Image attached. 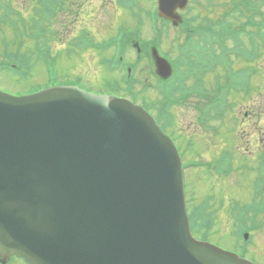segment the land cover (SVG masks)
Instances as JSON below:
<instances>
[{"label":"rangeland","instance_id":"1","mask_svg":"<svg viewBox=\"0 0 264 264\" xmlns=\"http://www.w3.org/2000/svg\"><path fill=\"white\" fill-rule=\"evenodd\" d=\"M9 1V0H4ZM15 3V6L17 9H21L23 5L31 3V0H10ZM108 5V11L112 14L114 13L113 9L115 8L117 11V16L112 15L116 22L121 21L122 18L120 17V11L118 10L116 6V0H103ZM218 1V0H217ZM229 1V0H228ZM100 0H94L92 2V5L94 8L99 4ZM150 3V0H149ZM26 7L25 11L28 12L29 10ZM142 8L145 9V6ZM95 9H88L84 13H80L78 20L76 24L74 22H70V24L76 28L72 29L74 33H71V40L79 34L78 32L81 31L82 25L89 26V29L92 33H106L107 31H110L108 28V20L110 19L108 16L104 14V22L101 24H98V26L94 25V22L96 18L95 16ZM234 10V8L230 9ZM210 17L211 19H208L213 25L214 28H216V23L219 22L221 18V14L217 11V6L215 9H211L210 11ZM235 14V13H234ZM233 14V15H234ZM78 24V25H77ZM130 27H134V23L130 24ZM115 26V22L113 24V27ZM81 27V28H80ZM59 30L60 32L62 29H59L58 26L55 27V31ZM88 29V28H87ZM97 30V32H95ZM239 32V31H238ZM63 33V32H62ZM62 33L60 37L57 38V40L61 41V38L63 39ZM210 34V33H209ZM97 36V40L101 41L102 38ZM51 38V36H50ZM166 38L163 41V48L167 49L166 51H169L170 58L174 60L178 56V45L175 43H167L166 44ZM70 42V40H66V47H68L67 43ZM75 42V41H73ZM168 42V41H167ZM74 48V47H72ZM54 49L55 53L59 59V62L56 63L55 69L57 73V77L55 79H51L50 77L45 76L44 66L46 64L40 62L36 65L35 70L29 74L26 78L22 77H16L15 75L11 74H2L0 75V87L6 91H11L17 94L20 93H28V92H34L35 90L42 88L46 86L49 83H54L55 85H58V82H62L65 79L71 78V80L75 81V77H82L91 87V91L93 93L100 92V91H109L111 88L113 89V84L111 81H116L121 78V73L115 74L113 71H111L110 68L102 67L98 60L93 58V56L86 54L83 55V57L78 61V58L72 57V56H64V54H67V51L65 50V46H60V43L56 42L54 43ZM264 49L260 50V54L262 53ZM59 52L61 54H59ZM132 51H129L127 56L130 59H132L133 62L136 61V55ZM55 55V56H56ZM36 61V59L34 60ZM95 61V62H94ZM259 61L264 62V51L263 55H261V58ZM101 68L103 71L100 72ZM156 65L155 62L152 60H142L140 62L139 68H137L136 72V78L138 81V90L143 87V89L146 88V93L141 94L140 97L145 100L148 104H165L167 102L166 95L160 94L157 90H155L152 87H156L158 84V74L156 73ZM100 72V73H98ZM261 72V71H260ZM161 79V78H160ZM142 82V84H140ZM144 83V85H143ZM149 84V85H148ZM192 84V80L188 82V85ZM255 84V82H254ZM255 86H253L254 88ZM209 91L215 93L216 88L212 87H205ZM163 91V90H162ZM161 91V92H162ZM192 100L191 102H185V105L176 106L172 108L171 110V117H172V125H170L169 130H166L165 132L175 133L179 139H181L182 143H184L186 140H191V143L188 145L187 149L185 150L186 153V159L189 162L194 161L196 158L203 157V161L209 162L210 165L215 164V158H218L220 154H222L223 146L228 141L230 144V147H232L231 154L234 156V168H237L240 166L241 163H243L245 160L249 163L250 166H253L256 164V160L253 159H246L243 156H240L241 152L244 151H251L254 153L255 150V144L257 143L256 139L262 140L264 137V115H261V111L257 104H252L254 101H256L254 98H248L246 99L249 101V104H236L234 108H232L229 112H227L224 115L225 121H212L209 122L207 125H202L200 121V108L201 105L204 106L205 104H197L198 99L194 97H190ZM189 99V100H190ZM230 99L233 101L240 102L241 100L235 99V96H231ZM242 99V98H241ZM196 102H193L195 101ZM250 112L251 114V120L248 123V120H246L244 123V113ZM227 123V129H224L223 123ZM248 123V125H247ZM178 139V140H179ZM224 149H227V145L224 146ZM240 152V153H239ZM259 154V153H258ZM257 154V155H258ZM240 159V160H239ZM199 170L196 172V176H190L187 177L186 180V193L187 197H195V196H202L205 197L209 194H213L216 197H220L223 195V188L225 185L228 184L230 186H233L235 184L234 178L236 177V174L234 177H231L230 179H225L224 181L218 180V184H215V179L213 178V175L211 172L207 171L205 168L197 169ZM241 175V174H240ZM253 179L250 181L246 179V177L240 176L238 178V182H241L242 187L248 190L250 187V182H252ZM222 181V182H220ZM221 186V187H220ZM245 197H238V199L244 198L242 203H246L250 196L248 191H244L242 193ZM217 199V198H216ZM236 199L233 200H237ZM225 201L226 206H224L223 210L220 212V214H223V218L221 223L223 225L219 228V234L216 236L211 237V240L213 243L217 244L218 246L230 250V251H236L238 253L241 252L242 246L240 243L234 238V225L232 227L233 218L231 217L230 207L232 204H229L231 201L229 200L227 202V197L225 199H221ZM215 203H217L215 201ZM225 209V210H224ZM229 210V211H228ZM189 212H191V205H189ZM249 251H247L250 256L246 258L254 261L256 264H259L257 261L260 262V264H264V234L257 232L256 236L253 238L251 244L247 246ZM257 260V261H256ZM12 264H19L17 261H14Z\"/></svg>","mask_w":264,"mask_h":264},{"label":"water","instance_id":"2","mask_svg":"<svg viewBox=\"0 0 264 264\" xmlns=\"http://www.w3.org/2000/svg\"><path fill=\"white\" fill-rule=\"evenodd\" d=\"M73 94L80 104L85 102L82 100L83 96L88 97L77 90ZM70 98L74 97L71 96ZM114 101L119 102L115 104H125L121 100ZM139 112L142 111L138 109L134 111L119 109L118 120L123 131L114 135L113 126L101 117L98 110H94L92 115L96 119L94 124L99 122L100 125L101 144L113 157L131 166V178L139 171L137 163L143 164L154 170L156 184L163 188L164 194L172 193V190L181 187L180 165L177 163L169 140L159 132L150 117L144 113L146 118L138 114ZM137 130L139 131L137 132ZM145 130L150 132L156 142H159L161 145L159 149L154 145L153 151L150 152L136 143L128 144L129 139L135 134L138 137H144ZM177 219L182 234L177 233L173 237L168 250H161V246L153 241L145 242L143 252L137 256L134 264H250L235 255L222 252L214 247L201 246L192 242L187 219L182 209ZM118 223L119 221L116 222V224ZM5 239L8 240L10 237L6 236ZM199 256H203V258H199Z\"/></svg>","mask_w":264,"mask_h":264},{"label":"flooded vegetation","instance_id":"3","mask_svg":"<svg viewBox=\"0 0 264 264\" xmlns=\"http://www.w3.org/2000/svg\"><path fill=\"white\" fill-rule=\"evenodd\" d=\"M262 144V143H261ZM262 161L264 162V157L262 158Z\"/></svg>","mask_w":264,"mask_h":264}]
</instances>
